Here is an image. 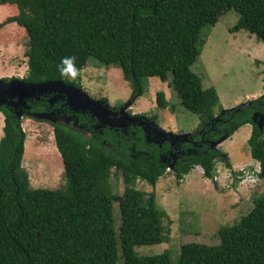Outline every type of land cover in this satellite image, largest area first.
Instances as JSON below:
<instances>
[{
  "label": "trees",
  "instance_id": "obj_1",
  "mask_svg": "<svg viewBox=\"0 0 264 264\" xmlns=\"http://www.w3.org/2000/svg\"><path fill=\"white\" fill-rule=\"evenodd\" d=\"M7 3L16 13L0 21V28L14 22L27 39V75L21 80L81 87V73L92 58L119 68L130 80L131 102L143 94V78L165 82L170 74L181 105L197 114L199 123L179 141L182 150L176 158L167 160L163 155L175 150L167 141L161 146L146 141L140 128L134 136L107 127L100 134L88 113H73L74 126L51 124L64 178L63 187L53 189L30 185L22 166L25 132L12 109L1 106L0 264H264V196L236 223L217 229V244L180 245L175 262L168 250L145 256L134 251L167 239L154 194L136 183L154 187L168 164L177 181L200 166L203 177L214 183L216 162L231 166L210 143L243 125L251 127L249 155L259 164L256 176L264 185V129L260 133L252 121L255 113L264 114V92L241 109L237 105L215 113L214 89L204 88L191 70L203 44L202 28L214 25L227 10L238 14L230 33L245 30L264 43V0H0V5ZM39 100L46 103L47 97ZM155 102L165 108L163 91L155 93ZM51 111L42 104L35 110ZM23 116L31 117L25 110ZM112 169L121 174L122 194L111 192ZM115 202L120 214L116 228Z\"/></svg>",
  "mask_w": 264,
  "mask_h": 264
},
{
  "label": "rangeland",
  "instance_id": "obj_2",
  "mask_svg": "<svg viewBox=\"0 0 264 264\" xmlns=\"http://www.w3.org/2000/svg\"><path fill=\"white\" fill-rule=\"evenodd\" d=\"M15 10L8 3L0 5V21L15 14ZM237 18L238 14L230 9L214 25L206 24L202 28L203 44L191 66V70L200 76L202 86L214 89L218 101L215 113L220 108L235 107L264 92V43L245 30L230 33L229 28ZM26 42L23 28L14 22L0 28V78L22 79L27 75L23 55ZM81 75L84 76L83 81L80 80L81 87L90 97L97 100L105 97L110 106L118 108L127 104L126 111L130 115L135 113L133 116L151 122L164 132L188 134L199 123L198 115L181 105L170 85V74L165 82L155 77L143 78V94L132 98L131 102L130 80L122 77L119 68L100 65L90 58ZM157 91H163L167 103L165 108L156 105ZM51 120L73 126L70 121L67 122L68 119L58 115H52ZM20 123L26 135L22 166L28 173L30 185L53 189L63 187V166L55 148L52 123L34 116L22 117ZM1 127L3 120L0 118V137ZM250 130L249 125L239 127L230 137L224 138L218 148L230 160L251 161L247 144ZM221 164L218 161L215 166ZM213 182L198 174L195 166L179 181L172 172H166L154 187L138 181L136 188L154 194L155 207L160 212L167 239L159 244L135 246L134 251L145 256L168 250L170 259L175 262L180 245L189 242L217 244V229L236 223L252 208L255 199L264 196V186L260 183L223 187L221 183ZM109 184L112 193L122 194L124 183L119 171L111 170ZM113 211L116 228L120 224L116 202Z\"/></svg>",
  "mask_w": 264,
  "mask_h": 264
},
{
  "label": "water",
  "instance_id": "obj_3",
  "mask_svg": "<svg viewBox=\"0 0 264 264\" xmlns=\"http://www.w3.org/2000/svg\"><path fill=\"white\" fill-rule=\"evenodd\" d=\"M41 97H47V102L52 105L57 100H62L64 105L72 113H88L96 120L94 129L101 128L102 126H107L113 129H122L127 125L128 121L134 122L132 115H129L126 111L127 104L122 105L118 109L109 107L108 103L103 100L93 99L89 94L81 87H76L70 84H65L59 80H46L42 82H27L19 78H13L9 80H3L0 78V107H9L13 111L14 117L19 121L22 118L24 110L28 109V101L39 100ZM250 100L244 101L239 104V109L247 105ZM52 112V111H51ZM51 112L33 114L35 118L47 120L51 123L57 121L51 120ZM252 121L259 128L260 133L264 129V114L259 115L255 113L252 117ZM146 123L145 131L147 135L145 136L146 141L150 137V132H155V137L152 140L163 142L165 137L166 141L169 142L170 147L177 144L179 141H183L187 134L179 133L172 134L169 132H164L160 127L153 125L151 122L145 120ZM142 121H138L140 126H143ZM225 137L219 138L216 141L210 143V147H218ZM172 156V153L170 152ZM169 155V156H170ZM168 156V157H169ZM167 167L172 169V165L168 164Z\"/></svg>",
  "mask_w": 264,
  "mask_h": 264
},
{
  "label": "flooded vegetation",
  "instance_id": "obj_4",
  "mask_svg": "<svg viewBox=\"0 0 264 264\" xmlns=\"http://www.w3.org/2000/svg\"><path fill=\"white\" fill-rule=\"evenodd\" d=\"M105 99V100H104ZM100 100H103L104 102H106L107 103V99L105 98V97H102ZM43 105V106H45L46 105V107L47 108H51V110H52V114H51V116L52 115H58V117H61L62 119H65V120H67V122L68 121H70L71 122V124L74 126L75 125V122H76V116H74V114L70 111V110H68V111H66V106L64 105V102L62 101V100H57L56 102H54L52 105H50L49 104V107L47 106V100H46V103H44L42 100H30V101H28V112H29V114L31 115V116H34L33 114H40V113H38V112H35V110H36V108H37V106L38 105ZM109 105V104H108ZM63 107L65 108V110L63 109ZM109 107H111V108H114L115 110L116 109H118V107H113V106H110L109 105ZM121 107V106H120ZM119 107V108H120ZM133 115L135 114V113H132ZM132 115V116H133ZM3 116V115H2ZM35 117V116H34ZM90 117H91V115H90ZM134 117V119H137L136 121H134V122H131V121H128L127 122V125L124 127V130H123V132H129L131 135H135V133H136V131H138L139 129L138 128H140V129H142V136H143V138L145 139V136L147 135V132L145 131V126H146V123L144 122L145 120L143 119V118H140V117H138V116H133ZM93 118V117H92ZM138 121H142V122H144L143 123V126H140L139 124H138ZM57 122H59V121H57ZM95 122V121H94ZM62 123V122H61ZM63 124V123H62ZM66 124H68V123H66ZM65 124V125H66ZM96 124V123H95ZM94 124V125H95ZM94 125H93V127H94ZM134 127L133 129H130V127ZM104 127H107V126H102L101 128H97V129H95V130H99V133L101 134L102 133V129L104 128ZM107 128H109V127H107ZM109 129H113V128H109ZM116 130H122V129H116ZM128 130V131H127ZM155 132H150V137H149V139H148V141H151V142H153V143H156V144H158L159 142L158 141H155V140H152V138L153 137H155V134H154ZM164 139V141H166V139H167V137H165V138H163ZM146 140V139H145ZM167 143H169V142H167ZM178 144H181L180 142H178L177 143V145ZM159 146H161V144L159 143L158 144ZM175 146H176V144H174V146L172 147L173 149H175V150H170V148L167 150V154L168 155H170V152L172 151V156L170 155L169 157H167L166 159L167 160H170V159H175L176 158V153L177 154H179V152L178 151H180V150H182L181 149V145H178L177 146V148H175ZM181 157V156H180Z\"/></svg>",
  "mask_w": 264,
  "mask_h": 264
},
{
  "label": "built area",
  "instance_id": "obj_5",
  "mask_svg": "<svg viewBox=\"0 0 264 264\" xmlns=\"http://www.w3.org/2000/svg\"><path fill=\"white\" fill-rule=\"evenodd\" d=\"M250 166L252 168L250 169ZM196 170L203 174V170L200 166H195ZM218 168L215 169L212 181L218 182L223 187H230L237 184L240 185H253L258 177L256 175L259 174V164L255 163V165H241V166H231L229 168L221 166H216ZM169 171V168H166V172Z\"/></svg>",
  "mask_w": 264,
  "mask_h": 264
},
{
  "label": "crops",
  "instance_id": "obj_6",
  "mask_svg": "<svg viewBox=\"0 0 264 264\" xmlns=\"http://www.w3.org/2000/svg\"><path fill=\"white\" fill-rule=\"evenodd\" d=\"M93 69H95V68H93ZM83 72V71H82ZM87 75H89L88 73H87ZM83 78H84V76L83 75H81V82L83 81ZM142 96V95H141ZM0 118L3 120V116H2V114H0ZM2 126V125H1ZM2 128V127H1ZM1 136H2V132H1ZM219 147V146H218ZM226 156H227V154H226ZM227 158H228V160H229V163H230V166H241V165H247V164H255L256 162L253 160V159H251V161L249 160V159H246V161L245 162H241V161H239V160H230V158L227 156ZM247 158V157H246ZM255 162V163H254ZM198 174H200L199 172H198ZM259 183L260 184H262V186H264L263 185V183H262V181L259 179L258 180V185H259ZM260 188H261V186H260Z\"/></svg>",
  "mask_w": 264,
  "mask_h": 264
},
{
  "label": "clouds",
  "instance_id": "obj_7",
  "mask_svg": "<svg viewBox=\"0 0 264 264\" xmlns=\"http://www.w3.org/2000/svg\"><path fill=\"white\" fill-rule=\"evenodd\" d=\"M82 88V87H81ZM83 89V88H82ZM86 91V90H85ZM29 109H27L26 111H28ZM128 113V112H127ZM129 114V113H128ZM130 115V114H129ZM22 117H24L23 115H22ZM22 119V118H21ZM20 119V120H21ZM167 172H171V169H169V171H167Z\"/></svg>",
  "mask_w": 264,
  "mask_h": 264
}]
</instances>
